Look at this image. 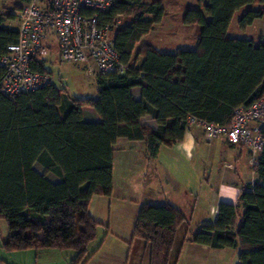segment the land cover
<instances>
[{
    "label": "trees",
    "instance_id": "1",
    "mask_svg": "<svg viewBox=\"0 0 264 264\" xmlns=\"http://www.w3.org/2000/svg\"><path fill=\"white\" fill-rule=\"evenodd\" d=\"M248 5L255 7L237 20L245 29L264 17V0H206L202 7L187 8L182 24L196 27L195 47L167 53L150 42L138 45L164 17V0H116L98 18L111 28L125 68L96 74L95 97L69 96L54 83L14 97L0 91V220L8 228L1 247L6 252L70 250V264H85L100 226L88 210L89 201L111 194L118 138L144 141L146 156L154 158L161 145L182 140L190 118L227 125L237 107L264 94V38L228 35L234 14ZM13 19L15 13L3 0L0 57L17 42V28L7 24ZM44 62L37 53L31 70L49 73ZM4 73L0 65V82ZM134 87L141 89L138 100ZM84 107L100 120H84ZM144 115L155 120L156 128L141 120ZM260 134L264 138V126ZM252 166L256 180L242 184L236 202H221L215 221L195 231L175 206L141 204L131 247L143 243L148 264H171L184 242L239 248V264H264V150ZM180 227L185 236L176 245Z\"/></svg>",
    "mask_w": 264,
    "mask_h": 264
},
{
    "label": "crops",
    "instance_id": "2",
    "mask_svg": "<svg viewBox=\"0 0 264 264\" xmlns=\"http://www.w3.org/2000/svg\"><path fill=\"white\" fill-rule=\"evenodd\" d=\"M164 17L148 34L140 39L138 45L150 42L159 51L167 53L189 49L182 48L183 45L181 44L173 45L171 42L165 43V45H157L146 39V36L162 23ZM262 18L254 20L250 26ZM182 26L185 28L191 25L182 24ZM46 45L47 50L54 46L58 53L57 42L54 39H47ZM94 80L96 83L95 77ZM131 92L135 99L141 98L139 87L132 88ZM82 113L86 121L97 122L100 120L90 107L82 108ZM141 120L150 127L156 128L157 126L150 115L142 116ZM118 144L120 145L118 146L119 166L124 167V173L126 168L125 174L128 175L129 183L131 181L129 178L135 176L134 180L138 182V187L136 186L135 189L138 192V199L132 196L134 191L129 188V185L126 186L127 190L119 192L121 185L118 184L119 179L116 175ZM217 144L223 147L226 155L221 160V166L219 165L216 169L211 159ZM133 148L138 151V169H135V174L133 173L134 170L132 171L130 168ZM145 151L146 146L142 140L131 141L126 138H118L114 144L111 194L109 196H92L88 206L90 214L100 223L98 229L107 225L112 226L114 236H96L88 247V252L93 254L85 264H129L132 261L130 259L132 230H129V226L125 228V224L122 227L117 226L116 221L118 219L123 221L128 215L129 217L136 216L141 204L160 205L169 203L186 216L189 225L190 222H195V227L198 229L203 224L213 223L219 204L221 202L234 204L240 186L247 182L253 183L257 177L253 171L251 154L246 147L228 144L222 137L206 140L202 130L195 124L186 129L181 141L171 146L161 145L156 157L148 158ZM38 171L43 172L40 166ZM47 177L52 181H57L50 174ZM5 238L6 236L0 237L1 264H70V260L74 256L70 250L49 248L37 251L25 249L6 252L1 247V242ZM184 247L188 248L189 256L197 253L196 255H204V257L206 255L207 257L214 255L218 250H222L191 242H184L182 248L184 249ZM182 248L181 250H183ZM134 255L133 264H137L138 245H136Z\"/></svg>",
    "mask_w": 264,
    "mask_h": 264
},
{
    "label": "built area",
    "instance_id": "3",
    "mask_svg": "<svg viewBox=\"0 0 264 264\" xmlns=\"http://www.w3.org/2000/svg\"><path fill=\"white\" fill-rule=\"evenodd\" d=\"M116 0H29L23 6L17 27V42L7 46L0 57L5 73L0 91L8 96L53 84L50 73L32 71L31 60L47 51L46 40L57 42L58 57L62 62L89 63V74L122 72L108 24L99 22L98 13L115 4ZM197 125L206 140L219 137L226 143L242 145L251 154L255 164L264 150L260 128L264 126V94L247 106L235 109L229 124L206 122L196 118L188 120V127Z\"/></svg>",
    "mask_w": 264,
    "mask_h": 264
},
{
    "label": "rangeland",
    "instance_id": "4",
    "mask_svg": "<svg viewBox=\"0 0 264 264\" xmlns=\"http://www.w3.org/2000/svg\"><path fill=\"white\" fill-rule=\"evenodd\" d=\"M3 0H0V3ZM6 5L15 13V19L8 21L7 23L10 27L16 29L19 26L20 14L23 6L26 5L25 2H20L17 0H5ZM206 3V0H164L165 4V17L162 23L153 30L151 34L146 36V39H149L156 43L157 45H165V43L171 42L173 45L181 44L182 48L193 49L195 47V41L197 37V30L195 26L183 27L182 26V16L187 8H198ZM20 5L18 10L15 9V5ZM254 5H248L245 8L238 10L230 23L228 28V35L251 39L253 41H258L260 38H264V18L255 22L253 26L246 27L245 29H240L237 25V20L241 13H243L247 8H254ZM185 44V45H184ZM138 48V46H137ZM44 67L52 75L54 85L58 88H62L69 96L76 98H93L96 96L97 85L95 83L94 77L95 74H89L88 68L89 63L83 62H62L58 57V53L55 51V47H51L47 52H45L44 57ZM119 144L116 149V175L119 179L118 184L119 192H123L126 189V186L129 185L134 191L132 193L133 197L138 199V192L135 191L136 186L138 187V182L134 180L135 176L129 178L131 179L130 183L128 181V175L126 176V168L124 173V167L119 166ZM132 156L130 159V168L135 174V169H138V151L136 148H133ZM225 152L223 147L220 144H217L213 151V166L217 169L219 165L221 166L222 158L224 157ZM210 161V160H209ZM39 165L36 164V168ZM138 171V170H137ZM138 173V172H137ZM134 180V181H133ZM137 216V215H136ZM136 216L133 217L126 216L123 221L118 219L116 225L121 226L125 224V228L129 226V230L133 229ZM195 222H190V230H196ZM8 228L5 220H0V237L7 236ZM108 234V235H105ZM113 237L112 226H104V228L98 229L97 237ZM184 234V228L180 227L178 229V239L176 245L182 240ZM138 245V261L137 264H148V252L144 249L143 243L138 241L132 245L131 257L132 261L129 264H133L134 253ZM183 249V248H182ZM65 251V250H64ZM240 249L224 248L218 250L217 253L211 256L205 255H196L197 253L189 256L188 248L184 247L181 250L180 254L177 257V260H171V264H239L238 262V253ZM177 256V255H176ZM189 258V259H188ZM192 260V261H191Z\"/></svg>",
    "mask_w": 264,
    "mask_h": 264
}]
</instances>
